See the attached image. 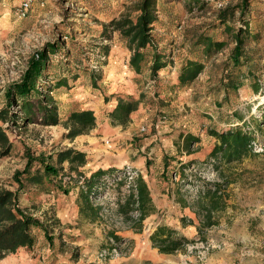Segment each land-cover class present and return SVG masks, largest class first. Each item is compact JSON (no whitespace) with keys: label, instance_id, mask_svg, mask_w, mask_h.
<instances>
[{"label":"rangeland","instance_id":"obj_1","mask_svg":"<svg viewBox=\"0 0 264 264\" xmlns=\"http://www.w3.org/2000/svg\"><path fill=\"white\" fill-rule=\"evenodd\" d=\"M241 1L157 0L158 21L151 37L169 65L152 77L147 69L149 62L139 74L131 69V52L119 31L111 32L109 39L100 35L110 19L124 14L134 18L139 0H31L24 16L19 10L22 0H0V108L5 104L6 85L20 78L28 58L46 42H54L57 52L50 56L40 91L53 98L51 103L61 118L58 124H43L42 113L34 110L31 122L22 125L19 119L17 125L6 128L12 149L8 156L0 157V184L16 190L13 174L24 168L26 154L36 157L43 153L47 161L54 162L58 150L72 147L85 152L87 163L80 169L87 174L100 167L126 168L135 175L142 174L155 204V212L144 219L142 231L130 229L115 213L117 197L127 193L128 178L123 185H109L96 196L95 202L105 207L101 219L83 220L76 204V175L69 173L64 162V170L59 173L62 179H55L53 185H32L22 180L18 202L28 207L27 213L48 218L47 231L33 227L34 243L8 254L3 264H207L211 250L200 260L197 249H188L195 241H205L200 236L184 251L162 258L155 256L164 253L152 246L149 235L155 225L172 226L186 214L175 198L178 192L188 200L195 195L197 184L190 174L207 181L226 177L244 189L264 174L263 137L255 131L261 143L253 147L250 157L222 164L218 170L213 167L214 161L211 165H190L184 169L186 180L181 182L179 176L183 170L181 158L207 154L213 148L216 139L209 134L210 129L227 130L238 124L239 117L252 122V116L261 119L264 112V0H248L244 14L235 8ZM229 7H234V16H226L221 23V11ZM241 27L248 34L236 59L230 28L234 32ZM202 36L224 45L220 50L202 53ZM100 44L109 45L107 57L98 53ZM190 59H197L204 67L194 80L180 84V68ZM91 70L100 74L96 87L91 83ZM60 78L66 79V85L49 92L46 86H53ZM116 91L140 100L125 126L112 125L107 116L117 99ZM84 108L93 110L95 127L73 139L66 138L63 122L70 112ZM188 136L192 140L186 147ZM38 166L34 161L31 171ZM240 199L245 200L243 196ZM250 218H254L250 232L260 242L264 239L256 226L260 218ZM108 231L122 239L113 242ZM245 256L235 254L233 264H264V253L253 262Z\"/></svg>","mask_w":264,"mask_h":264},{"label":"trees","instance_id":"obj_2","mask_svg":"<svg viewBox=\"0 0 264 264\" xmlns=\"http://www.w3.org/2000/svg\"><path fill=\"white\" fill-rule=\"evenodd\" d=\"M157 0H139L135 5L138 12L133 18L127 14L119 18H112L103 24L100 32L102 37L110 38V33L119 31L125 40L128 50L131 52L129 66L137 74L141 73L143 67L149 62L150 75L155 77L159 70L166 68L169 62L166 61L163 53L157 50L151 37V30L158 21ZM248 0H242L235 8L240 9L242 14L248 9ZM234 7L224 8L219 16L221 23H225L226 16H234ZM228 11L231 13L227 14ZM247 29V27H245ZM111 29V31H110ZM236 45L233 48V57L238 58L242 53L241 46L244 38L248 34L242 27L233 32L230 28ZM245 34V35H244ZM202 53L209 54L213 50H220L224 43L220 40H212L209 37L202 36ZM148 47L151 50H148ZM99 54L107 57L110 51L108 44L98 46ZM151 51V52H149ZM57 52V46L54 42H46L43 47L35 51L27 60L25 69L18 80L9 82L4 90L5 104L0 108V121L6 124L5 127L0 123V157L8 156L12 149V142L6 128L10 125H17L21 119L22 125L31 122L34 119V110L42 113L40 120L43 124H58L61 118L53 98L40 91L44 84L41 78L48 68L51 54ZM150 57V59L148 58ZM203 64L197 59L187 60L180 68L178 74V83L185 84L191 82L202 71ZM91 83L97 86L100 74L91 70ZM66 79L60 78L54 82L53 86H46L51 92L61 86L66 85ZM173 87V86H171ZM116 101L108 110V118L112 125L125 126L130 122V116L138 108L139 99L131 94L124 97L116 91ZM37 96V97H35ZM35 99V101H34ZM22 113L20 116L19 114ZM95 115L93 110L84 108L70 112L63 122L67 128L64 134L66 138L73 139L80 134L87 133L95 127ZM17 123V124H16ZM241 123V124H239ZM252 124V125H250ZM263 127V128H262ZM259 131L263 137V143L255 135ZM209 134L215 137L216 143L207 154V157L201 161L191 160V165H199L214 161L215 170L222 164H231L253 155V147L261 143L264 149V112L261 119L252 116V122L244 116L238 118V124L227 130L210 129ZM186 139V147H189L191 136ZM28 153V152H26ZM27 161L22 170H16L13 179L18 183L16 190H11L0 184V260L10 253H14L18 248L30 246L34 243L32 234L33 227H44L47 231L48 218H40L31 213H27V206H21L18 202V191L23 188L22 180L32 185H53L55 179L61 180L59 175L64 170L63 163L67 162L69 173L74 172L76 179L74 181L78 187L77 208L80 217L86 221H96L103 217L105 207L96 203L95 198L105 187L114 183L117 186L123 185L129 178L127 193L118 196L115 202V213L128 223L129 228L135 232L143 229V221L146 217L155 212V204L151 197L150 189L142 174L136 173L128 175L126 168L118 169L114 167L97 168L88 174L80 168L87 163L85 152L69 147L58 150L55 153L54 162L45 159L44 154L40 153L36 157L26 154ZM50 159L53 156H49ZM34 161H38L39 166L32 172L31 167ZM148 163V162H147ZM187 166H185L186 168ZM133 173L134 171H129ZM180 181L187 178V174L182 170L179 173ZM195 178L197 184L195 195L186 199L180 192L176 195V201L182 208L188 207L195 215V219L185 215L180 217L182 225L192 224L196 227L200 239L206 240L205 231L220 222V213L225 210L229 198L228 186L231 179L223 178L217 181H207L197 178L194 174L189 177ZM199 184H198V183ZM188 183V182H187ZM181 183L177 189L180 191ZM67 193V190L64 189ZM33 198V196H30ZM54 220L58 221L57 218ZM107 235L113 242H118L122 238L114 231H108ZM152 246L157 248L159 253L173 254L185 249L189 243H193L194 238H188L180 230L172 226L160 223L155 225L149 235Z\"/></svg>","mask_w":264,"mask_h":264},{"label":"crops","instance_id":"obj_3","mask_svg":"<svg viewBox=\"0 0 264 264\" xmlns=\"http://www.w3.org/2000/svg\"><path fill=\"white\" fill-rule=\"evenodd\" d=\"M207 154L196 155L192 153L184 156L181 158L180 165L184 170L185 166L188 168L191 165V160L201 161L207 157ZM252 182H256V184L244 189L239 186V183L231 179V183L228 186L229 198L227 200V206L220 213V222L218 225L205 231V238L214 245L210 249L207 264H233L235 254H244L246 255L245 258H248L252 262L255 261L256 256H263L264 247L258 241L259 238H256L255 234H251L250 232V225H252V219H254L250 217L251 215H257L260 218L256 226L260 227V230L264 234V174L262 177L258 176ZM242 196L246 202L240 199ZM240 208H242V211H240ZM183 209L186 213L185 216L195 219L194 213L188 207ZM172 227L180 230L188 238L195 239L196 236H200L194 225L187 224L183 226L180 218L172 224ZM239 243L241 245L237 247ZM155 255H160V257L165 258L173 254ZM187 258L193 257L188 256ZM6 260L4 257L0 260V264H3Z\"/></svg>","mask_w":264,"mask_h":264},{"label":"built area","instance_id":"obj_4","mask_svg":"<svg viewBox=\"0 0 264 264\" xmlns=\"http://www.w3.org/2000/svg\"><path fill=\"white\" fill-rule=\"evenodd\" d=\"M31 5V0H22V2L20 3V7H19V10H20V14L22 16H24L27 12V10L29 9ZM141 129H144V127L142 126ZM129 177L131 178V176L133 175V173L131 172H127ZM175 178V174L173 176ZM261 245L264 247V239H262L260 241ZM214 245L212 243H210V241H195L193 244L189 245L188 246V249L189 250H192V249H197V257L200 259V260H203L206 258L209 250L211 248H213ZM263 263H264V259H263Z\"/></svg>","mask_w":264,"mask_h":264},{"label":"bare ground","instance_id":"obj_5","mask_svg":"<svg viewBox=\"0 0 264 264\" xmlns=\"http://www.w3.org/2000/svg\"><path fill=\"white\" fill-rule=\"evenodd\" d=\"M156 256V255H155Z\"/></svg>","mask_w":264,"mask_h":264}]
</instances>
